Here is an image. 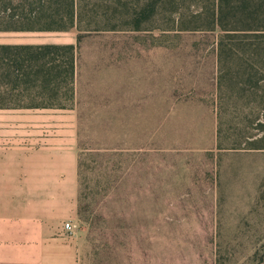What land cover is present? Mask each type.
Wrapping results in <instances>:
<instances>
[{
	"label": "rangeland",
	"instance_id": "obj_1",
	"mask_svg": "<svg viewBox=\"0 0 264 264\" xmlns=\"http://www.w3.org/2000/svg\"><path fill=\"white\" fill-rule=\"evenodd\" d=\"M115 1L103 0L109 7H96L86 17L110 16L113 26L94 27L97 29L83 33L76 28L0 31V43L76 46V106L71 112L58 110L56 119L58 134L64 133L62 129L70 130L76 137L77 152L132 150L133 169L138 166L137 149H182L180 160H186L195 173L189 179L204 186L213 183L214 222L189 220L203 217L200 215L182 214L178 222L172 214L163 215L177 225L186 223L192 228L175 231L169 220L163 233L171 236H146L156 233L146 225L152 226L162 217L160 207H153L155 211L148 207V215H132L130 254L121 256L122 262L117 264H264V146L253 140L260 135L255 125L259 117L261 120L263 108L249 101L252 94L240 88V76H233L236 90H228L224 111L218 114L215 50L221 30L199 26L175 29L169 19L176 13L171 11L157 14L136 30V12L147 0H121L120 6L111 4ZM191 10L181 9L187 17ZM263 94L260 88L253 97L258 100ZM46 115L52 118L53 112ZM71 120L74 127L69 125ZM216 125L221 150L215 147ZM206 150L215 153L213 170ZM89 159L85 160L82 178V190L88 196L101 190L107 178L100 174L105 168L94 167ZM113 159L115 166H126L131 156ZM175 159L153 154L149 168L153 172L171 171L174 168L164 164ZM124 170L121 175L125 179ZM121 171L113 173L119 175ZM74 224L76 230L87 233L85 220L78 218ZM116 242L118 239L115 246ZM120 242L122 252L126 244ZM88 243L83 264H106L98 263L100 257Z\"/></svg>",
	"mask_w": 264,
	"mask_h": 264
},
{
	"label": "trees",
	"instance_id": "obj_2",
	"mask_svg": "<svg viewBox=\"0 0 264 264\" xmlns=\"http://www.w3.org/2000/svg\"><path fill=\"white\" fill-rule=\"evenodd\" d=\"M120 1L116 0L111 4L120 6L118 4ZM100 6L109 7L103 0H0V31L76 28L78 33H83L94 27L113 26L110 25L112 22L110 16L91 15L90 19H86L88 14H93V10ZM184 7L193 9L189 17L181 11ZM167 11L176 13L173 19L169 17L175 29L199 26L221 30L215 50L218 71L215 86L218 103L216 100L215 102L219 105L218 114L224 111L223 101L228 90H236L237 85L233 82V76H240L242 81L240 88L252 94L249 101L262 105L261 120L259 117L255 125L260 135L253 140L263 142L264 146V94L258 100L253 97V93L258 92L260 88L264 91V84H260L264 81V0H213L211 4L207 0H147L143 1L140 10L136 12L134 18L136 30L141 29L144 22L154 20L157 14ZM76 51L73 43H0V108L74 106ZM215 147L218 150L222 149L218 125ZM162 150L137 149L135 163L138 166L133 169L132 150L92 149L88 153L80 151L78 154L77 211L79 218L89 224L88 235L96 254L100 257L98 263L105 261L106 264H117L122 262L121 256L130 254L132 215L141 212L148 215L151 212V208L148 207H152V211H155L153 207H160L158 213L162 217L156 224L146 225L147 230H156V233L146 236H171L163 233L168 228L164 223L169 220L170 223H174V220L163 218V215L172 214L177 222L180 221L182 214L203 216L189 219L191 222H214L213 183L204 186L189 179L195 173L190 171L192 166L186 160H180V155L184 154L182 149ZM205 152L207 157H210L209 165L213 170L216 166L215 153L212 150ZM153 154L175 156V160L164 164L174 169L153 172L149 168ZM120 155L131 156L126 166H115L113 158ZM88 157L94 167H104L105 170L100 174L107 176L103 182L101 181L104 183L103 188L97 189L95 193L89 192V196L86 190H82L83 167ZM120 169L122 171L119 175L113 173ZM124 169L125 179L121 175L125 172ZM154 173L155 178H152ZM169 179L172 181H168ZM141 207H144L143 211ZM187 227L191 225L174 223L173 230H184ZM95 240L98 242L95 243ZM120 240L126 244V249L122 252ZM124 259L128 262L127 258Z\"/></svg>",
	"mask_w": 264,
	"mask_h": 264
},
{
	"label": "crops",
	"instance_id": "obj_3",
	"mask_svg": "<svg viewBox=\"0 0 264 264\" xmlns=\"http://www.w3.org/2000/svg\"><path fill=\"white\" fill-rule=\"evenodd\" d=\"M75 106L0 108V264H83L89 224L64 228L79 218L77 139L56 119Z\"/></svg>",
	"mask_w": 264,
	"mask_h": 264
},
{
	"label": "built area",
	"instance_id": "obj_4",
	"mask_svg": "<svg viewBox=\"0 0 264 264\" xmlns=\"http://www.w3.org/2000/svg\"><path fill=\"white\" fill-rule=\"evenodd\" d=\"M64 228L68 230L69 232L73 231L75 229V224L72 223L71 221L65 222L64 223Z\"/></svg>",
	"mask_w": 264,
	"mask_h": 264
}]
</instances>
